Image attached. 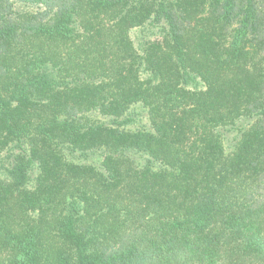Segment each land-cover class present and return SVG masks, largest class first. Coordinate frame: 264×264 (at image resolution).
<instances>
[{
	"label": "trees",
	"instance_id": "1",
	"mask_svg": "<svg viewBox=\"0 0 264 264\" xmlns=\"http://www.w3.org/2000/svg\"><path fill=\"white\" fill-rule=\"evenodd\" d=\"M0 264H264V0H0Z\"/></svg>",
	"mask_w": 264,
	"mask_h": 264
},
{
	"label": "rangeland",
	"instance_id": "2",
	"mask_svg": "<svg viewBox=\"0 0 264 264\" xmlns=\"http://www.w3.org/2000/svg\"><path fill=\"white\" fill-rule=\"evenodd\" d=\"M130 111H131L130 114L132 115L133 123L128 126L129 128L131 129L141 128L144 125H146V122H147L146 113H145V110L141 106L136 105L132 107ZM232 137H233L232 134L227 135L226 141H225L226 146L230 147L229 145L232 144Z\"/></svg>",
	"mask_w": 264,
	"mask_h": 264
}]
</instances>
